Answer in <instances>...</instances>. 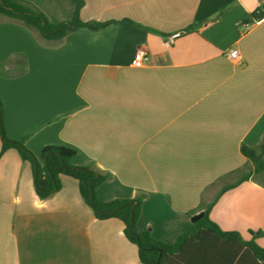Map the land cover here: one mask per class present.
<instances>
[{"label": "crops", "instance_id": "crops-1", "mask_svg": "<svg viewBox=\"0 0 264 264\" xmlns=\"http://www.w3.org/2000/svg\"><path fill=\"white\" fill-rule=\"evenodd\" d=\"M27 1L54 23L74 15L73 0ZM84 2L83 21L120 22L47 40L0 16L5 134L36 155L74 148L72 165L112 174L100 201L145 195L137 230L174 243L193 229V212L251 166L241 144L264 135V17L248 23L264 0ZM139 47L149 55L142 67ZM210 218L245 241L262 231L264 247V170L222 193ZM124 229L95 217L76 179L61 175V189L40 199L30 163L14 148L0 157V264H143ZM240 264L257 263L246 255Z\"/></svg>", "mask_w": 264, "mask_h": 264}, {"label": "trees", "instance_id": "trees-1", "mask_svg": "<svg viewBox=\"0 0 264 264\" xmlns=\"http://www.w3.org/2000/svg\"><path fill=\"white\" fill-rule=\"evenodd\" d=\"M73 1L75 2L73 17L60 23L52 22L41 9L27 0H0V16L23 22L47 40H61L80 28L102 31L110 24L120 22L115 20L83 21L80 13L85 2L84 0ZM263 17L262 11L255 12L248 19V23H256ZM193 27L194 25L189 26L184 31H191ZM159 34L162 37L169 36ZM0 133L2 139L0 157L8 149L14 148L19 152L23 161L30 163L35 191L40 199H46L61 189V175L76 179L81 197L92 208L97 219L104 221L116 218L124 223L125 235L130 242L137 245L139 259L143 264H199L206 263L210 258H225L229 264L235 262L240 264L246 255H250L255 263L264 264V247L255 241L257 237L263 235L262 231L253 233V238L245 241L239 233L224 231L210 218L211 209L222 193L249 180L253 173L264 170V135L257 146L241 144V153L249 160L251 166L241 172L234 183L223 186L213 200L202 203L193 213L203 212V217L194 222L192 230L183 232L176 242L170 244L155 239L148 230L142 232L137 230L136 223L145 195L139 194L127 200L100 201L96 190L104 182L110 180L112 174L101 170L92 162L83 166L72 165L71 159L77 154L74 148L65 145H48L39 155H36L26 146L24 139L8 138L4 129L1 98Z\"/></svg>", "mask_w": 264, "mask_h": 264}, {"label": "built area", "instance_id": "built-area-1", "mask_svg": "<svg viewBox=\"0 0 264 264\" xmlns=\"http://www.w3.org/2000/svg\"><path fill=\"white\" fill-rule=\"evenodd\" d=\"M262 12L264 13V3L262 7ZM228 56L233 60L240 59L239 51L236 48L230 49L228 52ZM148 59H149V55L147 50L143 47H139L135 55V61H134L135 66L142 67Z\"/></svg>", "mask_w": 264, "mask_h": 264}, {"label": "water", "instance_id": "water-1", "mask_svg": "<svg viewBox=\"0 0 264 264\" xmlns=\"http://www.w3.org/2000/svg\"><path fill=\"white\" fill-rule=\"evenodd\" d=\"M203 215H204L203 212L196 214L195 216H193L192 222H196L197 220L201 219L203 217ZM132 224H133V221H132Z\"/></svg>", "mask_w": 264, "mask_h": 264}]
</instances>
